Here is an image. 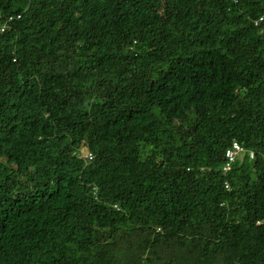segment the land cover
Here are the masks:
<instances>
[{
    "label": "trees",
    "instance_id": "trees-1",
    "mask_svg": "<svg viewBox=\"0 0 264 264\" xmlns=\"http://www.w3.org/2000/svg\"><path fill=\"white\" fill-rule=\"evenodd\" d=\"M263 13L0 0V264H264Z\"/></svg>",
    "mask_w": 264,
    "mask_h": 264
},
{
    "label": "built area",
    "instance_id": "built-area-1",
    "mask_svg": "<svg viewBox=\"0 0 264 264\" xmlns=\"http://www.w3.org/2000/svg\"><path fill=\"white\" fill-rule=\"evenodd\" d=\"M58 1H62V0H58ZM19 18V16L17 17ZM12 17H10L8 20L9 21H12ZM259 21H264V13L261 15V17L259 18ZM241 152V147L240 145H238L237 143H234L232 145V147L227 150L226 152V158L229 160L228 163L225 165V167L223 168V170L226 172V171H229L230 170V162L233 161V159L235 158V156Z\"/></svg>",
    "mask_w": 264,
    "mask_h": 264
},
{
    "label": "clouds",
    "instance_id": "clouds-1",
    "mask_svg": "<svg viewBox=\"0 0 264 264\" xmlns=\"http://www.w3.org/2000/svg\"><path fill=\"white\" fill-rule=\"evenodd\" d=\"M16 18H17V16H16ZM19 18H20V17H19ZM19 18H17V19H19ZM229 149H230V148H229ZM242 152H244V151L241 150V152H240L239 154H241ZM239 154H238V155H239ZM240 156H241V155H240ZM253 156H254V155H253V153L251 152V153H250V158H253ZM225 157H226V154H225Z\"/></svg>",
    "mask_w": 264,
    "mask_h": 264
}]
</instances>
